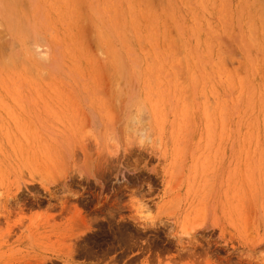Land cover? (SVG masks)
I'll return each mask as SVG.
<instances>
[{
  "label": "rangeland",
  "instance_id": "374dc122",
  "mask_svg": "<svg viewBox=\"0 0 264 264\" xmlns=\"http://www.w3.org/2000/svg\"><path fill=\"white\" fill-rule=\"evenodd\" d=\"M0 264H264V0H0Z\"/></svg>",
  "mask_w": 264,
  "mask_h": 264
},
{
  "label": "bare ground",
  "instance_id": "6f19581e",
  "mask_svg": "<svg viewBox=\"0 0 264 264\" xmlns=\"http://www.w3.org/2000/svg\"><path fill=\"white\" fill-rule=\"evenodd\" d=\"M16 25V24H15Z\"/></svg>",
  "mask_w": 264,
  "mask_h": 264
}]
</instances>
